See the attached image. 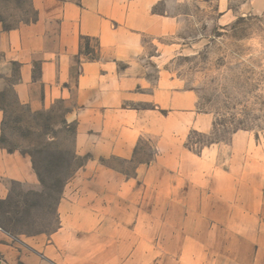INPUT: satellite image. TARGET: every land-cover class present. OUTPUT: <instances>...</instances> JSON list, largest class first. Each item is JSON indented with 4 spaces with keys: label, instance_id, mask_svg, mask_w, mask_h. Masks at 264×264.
I'll list each match as a JSON object with an SVG mask.
<instances>
[{
    "label": "crops",
    "instance_id": "0c3cea01",
    "mask_svg": "<svg viewBox=\"0 0 264 264\" xmlns=\"http://www.w3.org/2000/svg\"><path fill=\"white\" fill-rule=\"evenodd\" d=\"M231 1L216 0L223 16ZM198 2L30 0L29 21L8 26L0 18V197L10 183H37L30 158L1 144L5 95L33 114L59 104L74 129L75 155L86 157L72 179L71 220L49 238L18 244L0 237V264H112L111 247L105 248L111 239L101 249L89 248L90 259L91 236L79 230L94 226L101 212L109 226L110 215L141 210L143 183L150 184L156 211L184 214L183 263L264 264V163L235 156L224 167L219 146L195 153L185 145L190 132L206 135L212 127L211 118L197 111L195 93L168 70L173 38L190 17L185 10ZM245 2L251 13H264V0ZM245 137L232 135L234 152L250 150L249 141L242 145ZM142 140L153 151L148 161H136ZM115 160L133 164L131 175L106 165ZM223 213L231 215L223 220ZM196 226L197 237L190 231ZM213 242L222 251L208 252Z\"/></svg>",
    "mask_w": 264,
    "mask_h": 264
},
{
    "label": "rangeland",
    "instance_id": "374dc122",
    "mask_svg": "<svg viewBox=\"0 0 264 264\" xmlns=\"http://www.w3.org/2000/svg\"><path fill=\"white\" fill-rule=\"evenodd\" d=\"M228 9L231 11L223 16L216 0L192 3L188 12L185 10L190 17L173 38L175 52L168 70L182 88L195 93L197 111L212 120L208 134L190 132L185 145L195 153L210 145L219 146L217 156L224 167L235 156L253 155L264 163V13H251L245 0H232ZM32 16L30 0H0V18L6 25L29 21ZM2 106L1 144L30 158L37 183L7 185L6 196L0 197V237L18 244L30 238H49L62 221L71 220L66 207L72 202V179L86 157L75 155L74 129L64 120L59 104L45 113L33 114L16 105L11 95H5ZM235 133L248 135L241 141L245 148L249 141L250 150L234 152L231 142ZM152 153L150 144L142 140L136 161H148ZM106 165L128 176L133 169V164L117 160ZM262 185L263 204L264 182ZM143 187L141 210L111 213L109 226L105 222L107 214L101 212L95 214L94 226L79 230L91 236L86 246L90 259L94 252L89 248L101 249L103 241L110 238V244L104 246L111 247L112 264H185L180 259L188 230L182 227L184 214L156 211L157 203L152 206L146 189L150 184L143 183ZM63 207L66 211L61 214ZM230 215L223 213L221 219L227 220ZM196 216L192 218L195 223ZM190 231L197 237V226ZM138 239L141 245L135 242ZM223 247L215 242L206 246L211 253ZM191 251L198 252L199 246L191 245Z\"/></svg>",
    "mask_w": 264,
    "mask_h": 264
},
{
    "label": "trees",
    "instance_id": "16d2710c",
    "mask_svg": "<svg viewBox=\"0 0 264 264\" xmlns=\"http://www.w3.org/2000/svg\"><path fill=\"white\" fill-rule=\"evenodd\" d=\"M84 41H85V51H88L89 50V47H88L89 40L88 39H85Z\"/></svg>",
    "mask_w": 264,
    "mask_h": 264
}]
</instances>
